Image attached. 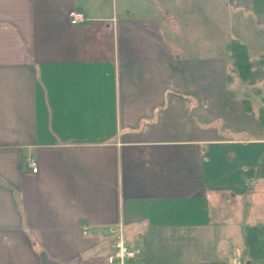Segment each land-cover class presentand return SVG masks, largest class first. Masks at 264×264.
Masks as SVG:
<instances>
[{
    "label": "crops",
    "instance_id": "0c3cea01",
    "mask_svg": "<svg viewBox=\"0 0 264 264\" xmlns=\"http://www.w3.org/2000/svg\"><path fill=\"white\" fill-rule=\"evenodd\" d=\"M259 13L0 0V264H108L119 224L130 264H254L242 244L264 228V78L243 82L228 43L264 55Z\"/></svg>",
    "mask_w": 264,
    "mask_h": 264
},
{
    "label": "trees",
    "instance_id": "16d2710c",
    "mask_svg": "<svg viewBox=\"0 0 264 264\" xmlns=\"http://www.w3.org/2000/svg\"><path fill=\"white\" fill-rule=\"evenodd\" d=\"M228 51L232 68L243 82L252 85L264 78V55L250 58L246 45L237 38L230 39ZM243 242L252 262H264V228L262 225H246Z\"/></svg>",
    "mask_w": 264,
    "mask_h": 264
},
{
    "label": "built area",
    "instance_id": "2783aa9c",
    "mask_svg": "<svg viewBox=\"0 0 264 264\" xmlns=\"http://www.w3.org/2000/svg\"><path fill=\"white\" fill-rule=\"evenodd\" d=\"M68 18L71 24H83L89 20L85 13L75 10L69 12ZM27 164L32 171H36V163L33 159H28ZM83 231L85 232V229ZM112 231L115 233V238L112 250L106 257L107 263L130 264L131 260L139 253V248L128 246L121 224Z\"/></svg>",
    "mask_w": 264,
    "mask_h": 264
},
{
    "label": "rangeland",
    "instance_id": "374dc122",
    "mask_svg": "<svg viewBox=\"0 0 264 264\" xmlns=\"http://www.w3.org/2000/svg\"><path fill=\"white\" fill-rule=\"evenodd\" d=\"M263 1L264 0H255V5H256V7H257V9H259L261 6L263 7V5H264V3H263ZM261 5V6H260ZM244 11V10H243ZM251 17V23H253L255 26H257V15H256V13H254L253 11H249V13H248ZM260 16H262V14L261 13H259V18L260 19H262L263 21L262 22H264V18H261ZM263 37V34H260V37ZM264 54V53H263ZM252 59L254 58V57H251ZM250 96H251V98H252V95L250 94ZM247 98L249 99V96L247 95ZM251 98L249 99V101L251 102V105L253 106V102H252V100H251ZM261 109H263V107L261 108ZM232 136H235V135H232ZM240 199V198H239ZM243 201V200H242ZM242 207H243V205H242V203L240 204ZM213 206V205H212ZM242 212H241V210H239V211H237L236 212V215H237V218H239V219H241V221H243L242 220V218H243V215L241 214ZM225 215H230V216H232L233 218H234V215H235V211H230V213H226ZM236 218V219H237ZM239 221V220H238ZM238 221H237V223H238ZM240 222V221H239ZM232 224H233V228H234V230H235V220L234 221H232ZM242 248H244V244H242ZM245 259H250V258H248L247 256L245 257ZM232 260L235 262V255L234 256H232ZM241 262H242V264H251V263H246L245 262V260L242 258V260H240V263L239 264H241ZM254 264H264V262H254Z\"/></svg>",
    "mask_w": 264,
    "mask_h": 264
}]
</instances>
